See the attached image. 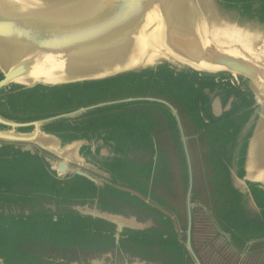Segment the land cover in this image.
I'll list each match as a JSON object with an SVG mask.
<instances>
[{
	"label": "water",
	"instance_id": "water-1",
	"mask_svg": "<svg viewBox=\"0 0 264 264\" xmlns=\"http://www.w3.org/2000/svg\"><path fill=\"white\" fill-rule=\"evenodd\" d=\"M4 162L18 173L0 187V264H203L202 185L216 232L255 254L264 0H0ZM146 183L187 197L186 214Z\"/></svg>",
	"mask_w": 264,
	"mask_h": 264
},
{
	"label": "crops",
	"instance_id": "crops-1",
	"mask_svg": "<svg viewBox=\"0 0 264 264\" xmlns=\"http://www.w3.org/2000/svg\"><path fill=\"white\" fill-rule=\"evenodd\" d=\"M92 141L94 140H100V144L96 145L100 146L99 147V152L100 154L104 156H108L110 153V149L113 147L112 142L107 141L106 139H109L107 134H102L100 137H93L91 138ZM72 145V144H70ZM73 147L75 146V149L77 150V153L81 152V149L85 146H88L86 142H76L75 144L72 145ZM71 148V146H70ZM24 168L28 167V164L23 165ZM29 168V167H28ZM0 187L3 185H6L8 180L6 179L7 175H15L18 173V171H15L12 168V165L7 164L4 162L3 168L0 169ZM33 178V173L28 172L26 173V177L24 176V180H30ZM164 179L166 176L163 177ZM23 179V178H22ZM203 182V181H202ZM166 184L164 183L161 188L162 189L161 193L159 194V197L155 198V201L159 203L162 206H165L166 204H169V202L166 200L164 193L167 189H165ZM180 189V185H179ZM182 194V190H180ZM184 197V196H183ZM211 197H208L206 193L203 190V185H202V192L199 194V197H197V200H193V203L197 204L199 203L200 208L195 212L194 215V230H193V242L195 249L203 261V264H209L208 262V256H207V250L206 247L209 248V252H211L214 256V258L217 261H220L221 263H226V264H244L247 260L253 258V257H260L263 256L264 252L260 251L264 248L263 245H257V248L259 251L255 252V254H244V248L239 246L238 244H230L226 241V238L217 233V229L213 226V221L211 218H214L216 215L215 211V206L213 201L211 200ZM207 202H210L211 205L207 206ZM177 208H179V202H175ZM170 205V204H169ZM186 205V204H184ZM182 212V211H181ZM186 214V207L184 209V213ZM212 223V224H211ZM203 235L204 238H206V245L204 246L199 242V236ZM211 244H213V247H211ZM219 252V253H218Z\"/></svg>",
	"mask_w": 264,
	"mask_h": 264
},
{
	"label": "rangeland",
	"instance_id": "rangeland-1",
	"mask_svg": "<svg viewBox=\"0 0 264 264\" xmlns=\"http://www.w3.org/2000/svg\"><path fill=\"white\" fill-rule=\"evenodd\" d=\"M72 103V102H70ZM152 184V183H151ZM150 183H146L144 186L146 187L147 191L150 192V190L152 191V195L154 196H157L159 195V192H158V188H157V185H151ZM151 187V189H150ZM169 189H171L169 187ZM175 189V188H174ZM62 190V188H61ZM172 190V189H171ZM174 191V190H173ZM37 200H39L40 198L42 197H33ZM156 198V197H155ZM166 200L169 202L170 206L172 207H176V204L175 202H179V210L182 211L184 213V209L187 205L188 207V203L186 204L187 202V197H179L178 195L175 196L174 192L172 195H170V197H165ZM186 204V205H184ZM211 203L210 202H207V206H210ZM221 206H222V202H221ZM187 211V210H186ZM98 233V232H97ZM100 233V232H99ZM96 234V233H95ZM110 236L107 235L106 233H101V235H99V238H95L93 241H91L90 245L91 246H96L97 244L101 245V246H108L110 244ZM32 239H35L36 241L32 240ZM41 238L40 237H33V238H29V240H25V243L24 245L25 246H30V247H39V248H43V249H38V250H34V251H31L33 253H38V254H44L45 252V248L48 247V245L46 244L47 240H40ZM142 252H146L145 249L141 248ZM38 261H40V257L37 258Z\"/></svg>",
	"mask_w": 264,
	"mask_h": 264
},
{
	"label": "flooded vegetation",
	"instance_id": "flooded-vegetation-1",
	"mask_svg": "<svg viewBox=\"0 0 264 264\" xmlns=\"http://www.w3.org/2000/svg\"><path fill=\"white\" fill-rule=\"evenodd\" d=\"M199 242H201V244H203L204 246L206 245L205 241H206V238L203 237V235H200L199 236ZM206 250H207V256H208V262L209 264H226V263H221L220 261H217L213 254L211 252H209V248L206 247ZM244 264H264V254L263 256H260V257H253L249 260H247Z\"/></svg>",
	"mask_w": 264,
	"mask_h": 264
}]
</instances>
